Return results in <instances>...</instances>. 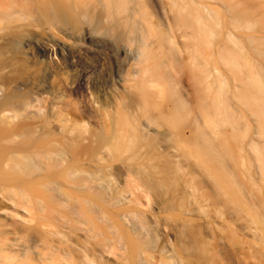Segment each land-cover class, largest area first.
<instances>
[{"label": "bare ground", "instance_id": "1", "mask_svg": "<svg viewBox=\"0 0 264 264\" xmlns=\"http://www.w3.org/2000/svg\"><path fill=\"white\" fill-rule=\"evenodd\" d=\"M222 65L242 93L216 105L230 123L203 128ZM261 70L264 0H0V264H194L203 183L233 212L238 192L258 200L237 174L251 148L264 171V137L233 143L229 130ZM67 89L88 96L87 120ZM175 169L195 181L179 196Z\"/></svg>", "mask_w": 264, "mask_h": 264}, {"label": "rangeland", "instance_id": "2", "mask_svg": "<svg viewBox=\"0 0 264 264\" xmlns=\"http://www.w3.org/2000/svg\"><path fill=\"white\" fill-rule=\"evenodd\" d=\"M211 31L209 32L208 29L207 33L203 34V40L208 39L214 45L221 38L222 29L217 27ZM214 58L218 61L222 59L217 54L214 55ZM226 69L225 66H221L222 72L227 75V80L224 81L221 78L214 77L205 88L206 96L203 99L202 114L205 123L203 122V128L211 129L216 121V124L220 121L221 117L216 112V105L219 101L228 98L232 102L234 95H237L238 92L239 94L242 93V90L234 88L236 71L228 69V72ZM259 79L262 81L257 80L250 87L260 90L259 97L256 95L257 98L250 99L248 103H233L235 107L232 106L231 119L237 123L235 130H232V128L229 130L232 138L231 142L233 143L246 144L248 141H255L256 147L264 137V117L263 114L259 113V110L264 109V70L259 73ZM67 94L77 109V114L73 118L80 122L87 120L92 113L88 96L73 89H67ZM221 120L225 122L224 124L230 123L224 119V115ZM215 150H217L215 143L211 144L203 139L204 154L214 155ZM249 151L250 156L247 158L246 164L240 166L245 170H241L242 175L237 174V179L240 183L242 181L247 182L252 188L253 185L258 187L256 188L258 200L254 201L252 197L238 192L239 205L236 206L237 210L233 212L232 207H223L217 202L215 191L203 183V197L208 201H203V209L200 212L207 221L201 222L197 219L191 221V232L196 245L192 254V259L195 260L194 264H264V223L260 210L257 209V205L264 202V171L263 169L261 172L254 170L256 166L254 158L256 157V160H259L258 150L251 148ZM225 152L232 161L235 156L238 158L237 153L234 151L230 153L229 148ZM176 170H174L173 177L170 179L169 188L179 196L182 186L185 184L193 186L195 181L191 178H184ZM6 176V172L0 169V187L2 188L8 186ZM179 200L182 205L192 209L193 205L190 206V204L195 200V197L192 192H187ZM3 205L4 203L0 200V206Z\"/></svg>", "mask_w": 264, "mask_h": 264}]
</instances>
